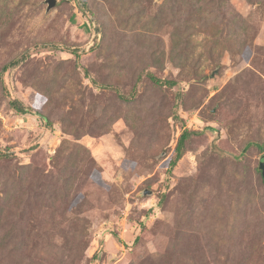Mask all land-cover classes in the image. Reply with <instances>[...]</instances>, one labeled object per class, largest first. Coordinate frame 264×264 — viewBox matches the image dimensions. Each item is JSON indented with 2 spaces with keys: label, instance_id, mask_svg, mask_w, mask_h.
<instances>
[{
  "label": "rangeland",
  "instance_id": "374dc122",
  "mask_svg": "<svg viewBox=\"0 0 264 264\" xmlns=\"http://www.w3.org/2000/svg\"><path fill=\"white\" fill-rule=\"evenodd\" d=\"M263 160L264 0H0V264H264Z\"/></svg>",
  "mask_w": 264,
  "mask_h": 264
},
{
  "label": "trees",
  "instance_id": "16d2710c",
  "mask_svg": "<svg viewBox=\"0 0 264 264\" xmlns=\"http://www.w3.org/2000/svg\"><path fill=\"white\" fill-rule=\"evenodd\" d=\"M80 9L82 11H86V9L84 8L83 5L80 6ZM15 63L11 62L7 65H5V68H9L11 66H14ZM151 78L158 82L161 83L162 81L158 78H155L154 76L151 75ZM171 83V82H170ZM174 83V82H173ZM6 91L9 93L8 89L5 86ZM9 103L10 106L13 110H15L17 113L19 114H26L29 112L30 107L26 106L21 100L16 99L14 97H12L11 95H9ZM38 115L42 116L45 120H47V117L44 116L42 113H37ZM192 134V131H190L189 129H184L178 139V142L172 152V154L170 155L169 158V167L171 169V167L175 166L176 163L179 161V159L182 157L183 153H184V149H185V142L186 140L189 138V136ZM263 178V176H262ZM264 180V179H263Z\"/></svg>",
  "mask_w": 264,
  "mask_h": 264
},
{
  "label": "water",
  "instance_id": "95a60500",
  "mask_svg": "<svg viewBox=\"0 0 264 264\" xmlns=\"http://www.w3.org/2000/svg\"><path fill=\"white\" fill-rule=\"evenodd\" d=\"M46 2L48 3V9H52V8L56 7L57 0H46ZM259 167L262 171V176L264 179V160L260 162Z\"/></svg>",
  "mask_w": 264,
  "mask_h": 264
}]
</instances>
